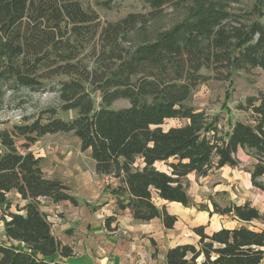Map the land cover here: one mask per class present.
I'll return each mask as SVG.
<instances>
[{"label":"trees","instance_id":"1","mask_svg":"<svg viewBox=\"0 0 264 264\" xmlns=\"http://www.w3.org/2000/svg\"><path fill=\"white\" fill-rule=\"evenodd\" d=\"M165 1L150 2L155 10L149 18L154 20ZM234 1L196 0L187 18L156 33L148 32L147 15L133 12L100 25L83 0H0V82L38 91L59 78L57 88L50 85L58 108L0 130V264H69L72 248L53 234L39 199L73 206L78 200L65 182L46 175L41 158L27 150L45 134L76 136L80 151H90L94 172L119 181L110 190L117 209H128L135 221L158 218L165 229L173 228L176 216L158 207L153 194L188 206L184 177L237 166L239 149L254 160L245 170L251 185L264 192V93L238 105L251 122L238 120L224 133L185 103L212 73L222 80L237 69L264 71V0L236 13L230 8ZM131 33L139 40L123 46ZM118 99L129 106L113 108ZM59 109L74 114L63 118L57 116ZM169 118L187 122L163 130ZM16 138L25 140L23 152ZM159 162L167 169L155 168ZM11 191L23 202L15 203L14 210L7 198ZM227 212L240 222L264 220V213L247 202L232 204ZM112 221L113 216L106 217L105 228L113 230ZM192 232L196 242L167 247L163 264H264L261 230L241 225L206 233L200 224Z\"/></svg>","mask_w":264,"mask_h":264},{"label":"rangeland","instance_id":"2","mask_svg":"<svg viewBox=\"0 0 264 264\" xmlns=\"http://www.w3.org/2000/svg\"><path fill=\"white\" fill-rule=\"evenodd\" d=\"M151 1L83 0L82 6L84 9L92 10L98 16L100 25L106 22H116L130 12L147 15L151 22L146 25L148 32L156 30V33H160L169 29L177 21L187 18L190 7L196 0L184 3L180 0H166L156 10L154 20L149 18L150 14H148L155 10ZM254 1L235 0L230 8L234 13L240 10L250 11ZM261 10L264 12V5ZM260 21L264 23V16L260 17ZM138 40L137 34L131 33L122 45L130 47L131 42ZM231 72L228 79L222 80L216 78L212 73L213 76L207 81L195 87L185 102L188 107L194 108L205 114L210 120H214L220 133H224L230 125L238 120L251 122L249 112L241 110L238 105L244 104L247 97L264 93V71L262 69L254 67L249 70L237 69ZM58 79L48 80L46 85L38 91L17 87L13 84L5 85L0 82V130H9L14 123H20L24 117L36 118L49 108H58L57 93L50 89V85L57 88ZM93 96L96 101L99 100V93H94ZM127 106H129L128 101L125 99H118L112 103V107L117 109ZM73 114L74 112H62L59 109L57 116L69 118ZM46 115L47 113H43L42 117ZM186 122L187 120L182 118H169L161 127L164 130L169 127H178ZM24 142L23 138H16V147L19 152L24 151L22 146ZM27 150L41 158L40 167L46 175L57 177L70 187L72 196L80 201L75 206L89 209L93 205L95 207H92L93 211L96 208L98 210L100 208L110 209L111 203L106 204L108 202L106 200L102 202L100 197H104L107 191L110 192L112 188L116 187L119 181L109 175L99 176L94 172L90 151H80L79 139L76 136L64 133L45 134L30 144ZM235 159L238 162L237 166L225 165L220 169L210 168L208 173L202 177L195 176L193 173L186 175L183 184L190 197L188 206L172 202L164 203L153 194V201L158 207L164 205L168 212L176 213L177 227L173 226L175 234L172 238L176 240L175 242L190 240L195 243L197 236L192 232V228L200 224L205 225L206 233H211V231L222 227L235 228L241 227V225L264 232L263 219L240 222L227 212L232 204L241 205L247 202L252 207L258 208L260 213H264V192L251 185L249 173L245 171L251 167L254 160L242 149L238 150ZM154 167L160 170L167 169V165L161 162L155 163ZM260 180L264 183V175ZM114 196L111 194L110 198ZM7 198L11 201V210H14L15 203L23 204L15 191L9 192ZM100 202L102 204H98ZM45 203L40 202L39 209L44 211L49 220L56 212ZM69 204L71 203L69 202ZM71 206L73 205L71 204ZM153 228L156 230L155 224ZM52 231H54L53 227ZM3 239V228L0 223V241Z\"/></svg>","mask_w":264,"mask_h":264},{"label":"crops","instance_id":"3","mask_svg":"<svg viewBox=\"0 0 264 264\" xmlns=\"http://www.w3.org/2000/svg\"><path fill=\"white\" fill-rule=\"evenodd\" d=\"M110 197L109 191L100 197L102 202L111 203L110 209L96 208L94 211L93 205L88 209L71 206L67 201L54 203L48 197L39 199L41 203L46 202L51 210L55 209L56 213L49 222L54 229L53 234L72 248V255L67 259L69 264H163L167 247L192 242H175L172 239L177 221L171 229H165L158 218L148 222L135 221L128 209H117L115 196ZM170 214L176 215L174 212ZM108 216L114 217L110 222L113 230L104 226Z\"/></svg>","mask_w":264,"mask_h":264}]
</instances>
